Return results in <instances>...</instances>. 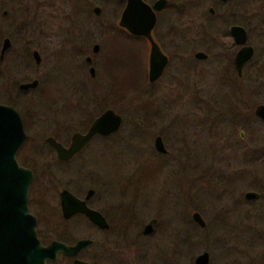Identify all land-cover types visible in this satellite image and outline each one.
I'll return each instance as SVG.
<instances>
[{"label":"rangeland","instance_id":"rangeland-1","mask_svg":"<svg viewBox=\"0 0 264 264\" xmlns=\"http://www.w3.org/2000/svg\"><path fill=\"white\" fill-rule=\"evenodd\" d=\"M55 2L46 32L51 36L52 47L46 52L39 51L38 69L27 58L29 68L18 70L17 62L13 61L14 50L20 47L24 36L36 43L44 11L36 12V0L31 1L28 13H24L23 0H0V36L6 34L4 25L11 23L19 28L16 36L10 32L13 47L1 76L6 78L8 71L9 81L16 84L38 81L34 90L19 93L16 100L9 99L24 120L26 140L17 151L16 160L33 174L28 208L38 219V237L45 243L56 240L66 244L91 239L92 245L80 254L90 264H193V259L204 251L209 254L208 264L242 262L245 249L251 240L259 238L256 231L260 229L254 225L231 229L229 223L237 226L241 207L230 209L224 218L215 216L221 214L219 206L224 204L219 205L209 194L201 193L216 189L217 181L235 180L229 188L234 192L233 198L228 195L223 199L224 211L232 207V201L237 200L236 191L247 181L248 187L241 192H255L264 184V123L253 115L255 106L264 105V39L256 45L243 87L228 85L229 77L220 82L216 74L223 72L219 73L211 63L197 66L186 61L177 69L174 60L160 80L150 85L144 58L137 87L127 89L119 87L115 77L104 70L111 43L120 34L116 21L124 0ZM93 7L100 8L99 16L92 13ZM2 11L6 12L4 18ZM75 38L83 43L80 54H73ZM186 40L190 42L193 38ZM94 44L99 50L91 54ZM209 46L187 45L186 53L196 49L209 51ZM138 49L142 51V47ZM29 54L30 51L26 56ZM85 56L93 61V79L84 65ZM1 79L0 87L8 83ZM106 109L119 114L120 129L110 137L93 138L71 161L57 162L43 140L57 137L67 144L73 132L83 133ZM156 136L161 138L164 155L153 149ZM185 178L195 179L196 188L192 189L191 182L183 187ZM62 189L79 198L87 190H93L90 208L104 211L111 228L120 223L125 231L101 236L81 216L62 221L58 205ZM193 195L209 226L214 217V225L199 234L203 238L202 233L209 232L207 238L213 245L208 247L204 242L190 240L188 226L180 221L181 201ZM248 205L252 212H258V217V204ZM156 214L160 219L155 227L158 230L160 225V231L151 241L140 236V231ZM184 233L187 236L182 240ZM227 240L233 244L224 245V249L222 243ZM260 241L262 250L264 239ZM48 264L72 262L58 257Z\"/></svg>","mask_w":264,"mask_h":264},{"label":"flooded vegetation","instance_id":"flooded-vegetation-1","mask_svg":"<svg viewBox=\"0 0 264 264\" xmlns=\"http://www.w3.org/2000/svg\"><path fill=\"white\" fill-rule=\"evenodd\" d=\"M31 1L32 0H23L22 6H23L24 13L29 12V5ZM141 1L145 5H147L149 9H151V11L153 12L155 20L150 30V36H151L152 41L158 47L160 53L166 59V63L162 70L161 75L153 82L148 81L149 53H150V45L148 41L141 36L130 35L124 29L118 26V21L121 17V13L124 9V6L127 0H124V5L116 21V28L118 31H120V34L119 36H115L113 43H111L110 53L113 51L114 54L118 55L121 51L120 38L122 37L129 38L133 46L135 47V49L131 47V50L133 51V54H132L133 60H134L133 63L136 67H138L139 70H141L142 69L141 64L145 58V62L143 63L145 65L144 67L146 68L147 83L150 85L155 84L158 80H160L165 70L169 66V63L171 62V60H174L178 65L177 69L180 68L182 65H184L186 61L188 63H192L197 66L198 65L201 66L202 64L211 63V67L219 71V73L223 72V73H220L219 75L216 74L218 77L221 78L220 82L222 81L223 77H229L226 80V83L228 85L237 86V87L244 86L246 77H247L246 75V71L248 69L247 66L249 65V63L253 61L255 57L256 45L262 44L261 40L264 39V19H263L264 0H141ZM55 3H56L55 0H36V3H35L36 12L41 13L44 11V16L42 18V21L39 22V28H40L39 36H38V39L36 40V43H32V42H29L26 39V36L23 35L24 41L22 42V44L20 45L18 49L14 50V53H13V61L17 62L16 66L19 68L18 70H25L24 69L25 67L29 68L27 62L25 61L27 60V58H29V61H30L28 63L31 64V61H32L34 68L38 69L41 64V57H40L39 51L41 50V51L46 52L48 49L52 47V40L50 39L51 36H48L47 35L48 33L46 32L48 28L50 27V25H48L47 22L48 20H51L53 18L52 12H53L54 5H56ZM45 10H47L48 12H46ZM1 16L4 18L6 16V12L2 11ZM42 24H43L44 30H42L43 29ZM1 27L2 26L0 25V28ZM3 27L7 29V31L6 30H5L6 32L3 31L6 34L0 36V79L2 78L1 80H4L8 83L6 85L5 84L1 85L0 87V105L8 106L14 109L18 113L21 119L23 128H24V120L21 117L20 112L10 103L9 99L11 100V97H13L14 99L19 98L20 96L18 95L19 93L21 94L26 91L34 90L38 85V81L37 79H32L30 82L16 84V83H11L9 81L10 76H9L8 71L6 72V78L1 76V71L7 68V62L9 61L8 54L10 53L13 47V39H11L12 34H10V32H12L14 36H16L17 33L19 32L16 30V29H19L18 26L13 25L11 23L4 25ZM232 27H236L242 30V33H238V36H237V38L240 41H235L233 34L230 32V29ZM187 37L193 38V40L188 42L186 40ZM42 38H44L43 41L41 40ZM5 41H6V45H5ZM74 41H75V44L73 45V54H80L82 50L81 46L83 45V43L79 42L78 38H75ZM207 43L210 44V46L208 47L209 51L207 49H203V50L196 49L195 51L186 53L187 45L201 46ZM94 46H96L95 49H94ZM138 47H142V51H140ZM246 48H249L251 50V55L250 57H248V59L245 60L243 54L246 52L242 53L241 55L242 57L239 58V60H237L241 62L237 70V62H235L237 59V54L242 49L244 50ZM98 50H99V46L97 44L92 45L91 54H96ZM29 51H30V54L28 55L29 57H27L26 53ZM34 53L37 54L36 58L34 57ZM197 54H202V56L198 57ZM83 61H84V65L87 66V72H88L89 77L93 79L95 76V70L92 67L93 61L91 57L85 56L83 58ZM17 67H16V70H17ZM37 69H34V72ZM90 69H92V72H90ZM33 81L36 82L34 87H28L25 89L20 87L21 85L29 84ZM258 120L264 123V121L260 119ZM89 125L87 126L86 130L88 129ZM86 130L83 133H85ZM77 133H80V132H77ZM72 134L68 138L67 144H63L62 142L57 140V137H51V136L46 137L43 140V142L46 146H50L48 143H46L45 140L47 138H51L59 145L63 147H67L70 144ZM239 135L242 136V133L240 132ZM96 137L107 138V137H101V136L95 135L91 138V140ZM91 140L85 145V147L88 146ZM23 144L21 146H23ZM85 147H83L79 152H77L72 158H70L67 161H59L56 159V157L55 159L59 163L69 162L76 155H78ZM52 152L54 153L53 150ZM165 153H166V150H165ZM165 153H163L162 155H164ZM54 156H55V153H54ZM182 182H183V187H186L187 182H191L190 186L192 187V189L196 188L197 181L195 179L189 180V178L188 179L185 178L182 180ZM234 183H235V180L231 181L226 178L224 180L217 181V185L215 186L216 189H213L210 192L206 191L205 193H201V191L199 192L201 194H206V195L209 194L212 198L215 199V203L219 205H221V203L222 205L224 204L223 206H219V209L221 210L220 211L221 214L220 215L215 214V216H221V218H224L225 213H227V211L229 212L230 209L241 207V213L238 219V223H236L237 226L234 227L233 226L234 224L232 222L229 223L231 229H235V230L242 229L249 225H254L255 228L258 227L260 229L258 230L260 234L259 232L256 231V235L259 236V238H257L254 242L253 240H251L250 241L251 243H249L251 245L248 246L247 250L245 249V256L243 258V261L242 262L236 261L234 262V264H264V241H263L262 250H261V244H260L261 243L260 240L264 239V232H261V230L262 231L264 230V184L261 183L255 192H251L256 195L255 198L247 199L245 195L250 192L249 191L241 192L244 188L248 187L249 183L247 181L245 186H243L242 188L236 191L235 197L237 200L232 201V207L222 211L223 210L222 207L225 206V202L223 201V199L228 198L227 197L228 195H231V198H233L234 192H231L232 190L230 191L229 188H231L234 185ZM151 184L152 183L150 182V185ZM190 186L188 188H191ZM63 190L67 191L72 197L76 198L77 200L83 201L87 208L99 213L101 217L103 218L106 227H99V226L93 225L92 223L88 221L87 218H85L81 214H74V215H71L68 219H63L61 216L60 205H59V193ZM60 192L58 193V205H59L60 219L62 221H68V220H71L75 216H81L92 227H94L101 234V236H107L111 234H114V235L121 234L125 231V229L122 228V224L120 223H115V225H112V228H111V224H109V220L107 219L108 216L104 213V211H98V210L90 208L88 202L94 194L93 190L91 189L87 190L83 198H79L78 196L73 195L66 189H62L60 190ZM89 192L91 193L89 196H87ZM193 193H196V191H193ZM250 202L258 204L259 210H260L258 217L256 216L258 212H252L250 210V207L248 205ZM198 204L199 203L196 201L194 195H193V198L188 197L186 200L184 198V200L181 201V205L179 209L180 221L182 224H185L186 226H188V229L190 230V232L188 233L190 236V240H193L195 242H200V241L204 242L208 247L209 244L213 245L212 243H210V241L207 238L209 232L202 233L203 238L199 236L200 231L205 230L209 225L207 224V221L205 219L206 217L203 214V210L200 207L199 208L202 211L198 208ZM28 205H29V201H28ZM106 211H108V209H106ZM32 216L34 217V215ZM158 219H160L159 214H156L154 218H151L146 223L148 224L150 221H153L149 230L147 231L146 234L142 233L146 225L145 224L140 231V236L147 237L148 240L152 241L154 237L160 231V225H159L158 230L155 227L158 224ZM211 220H212L211 222L213 223L211 226H213L214 217ZM259 223L260 225L256 226V224H259ZM37 225H38V219L36 218L35 219L36 236L38 240L40 241L41 245H47L48 243H45V244L42 243V240L40 239V237H38L39 232H37L36 230ZM211 226H209V228ZM186 236L187 234L184 233L182 240H184ZM197 237L200 238V240L195 239ZM80 240H89L90 244L80 249L78 253L76 254V256L73 258H66L62 255H58L53 262H55L58 257H63L65 259L71 260L72 264H73L74 259L90 264L89 262L85 261L87 259L82 260L80 258V254L83 250L90 247L93 242L91 239H80ZM52 241H56V240H52ZM77 241H75L73 244H66L62 241L60 242L66 245L72 246ZM226 244L231 245L233 244V242L232 240H227L226 242H223L222 243L223 248H224V245ZM234 245H238V244L236 243ZM244 248H246V246H243V249ZM203 253L207 254L206 264H208L209 254L207 251H204L200 253L199 255ZM196 257L193 259V264H195ZM53 262H47L46 264L53 263Z\"/></svg>","mask_w":264,"mask_h":264},{"label":"water","instance_id":"water-1","mask_svg":"<svg viewBox=\"0 0 264 264\" xmlns=\"http://www.w3.org/2000/svg\"><path fill=\"white\" fill-rule=\"evenodd\" d=\"M157 7V6H156ZM95 16L100 14L98 7L92 8ZM154 15L151 9L141 0H127L118 26L128 34L145 38L150 45L148 81L153 82L162 73L166 59L152 41L150 30L154 24ZM230 32L235 41H240L237 36L242 30L232 27ZM6 45V41H5ZM96 46H94V49ZM244 53V59L251 55L249 48L242 49L237 54V70L241 64L239 58ZM202 56V54H197ZM34 57L37 54L34 53ZM37 60V59H36ZM92 72V69H90ZM35 81L21 85V88L34 87ZM253 114L264 121V105L255 106ZM121 126V117L111 109L101 112L89 125L85 133H73L70 144L63 147L53 139L45 141L54 151L59 161H67L79 152L95 135L108 137L116 133ZM26 139L23 125L18 113L8 106L0 105V264H46L53 262L58 255L73 258L78 251L90 244L89 240H79L69 246L60 241H51L41 245L35 233V219L28 210V192L33 180L32 172L20 166L16 160L17 151ZM153 149L160 154L165 153L163 143L159 136L153 141ZM264 150V145L262 146ZM91 192L87 194L90 195ZM247 199L256 197L254 193H247ZM60 212L63 219L71 215L81 214L90 223L99 227H106L99 213L87 208L83 201L72 197L67 191L59 193ZM153 221L145 225L143 234H146ZM207 254L196 257L195 264H206ZM73 264H87L77 259Z\"/></svg>","mask_w":264,"mask_h":264},{"label":"trees","instance_id":"trees-1","mask_svg":"<svg viewBox=\"0 0 264 264\" xmlns=\"http://www.w3.org/2000/svg\"><path fill=\"white\" fill-rule=\"evenodd\" d=\"M120 41V53L118 55L114 54L113 51L110 53L104 70L112 77H115L119 87L122 86V88L135 89L137 87L136 83L140 80L142 72L138 68L136 69L133 63V51L131 50L132 42H130V39L122 37ZM42 243H45V241H42Z\"/></svg>","mask_w":264,"mask_h":264},{"label":"bare ground","instance_id":"bare-ground-1","mask_svg":"<svg viewBox=\"0 0 264 264\" xmlns=\"http://www.w3.org/2000/svg\"><path fill=\"white\" fill-rule=\"evenodd\" d=\"M59 222V221H58Z\"/></svg>","mask_w":264,"mask_h":264}]
</instances>
